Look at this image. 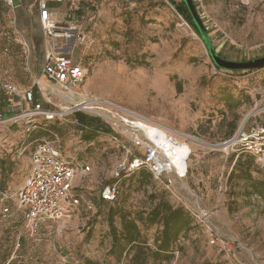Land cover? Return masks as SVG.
<instances>
[{
    "label": "rangeland",
    "instance_id": "obj_1",
    "mask_svg": "<svg viewBox=\"0 0 264 264\" xmlns=\"http://www.w3.org/2000/svg\"><path fill=\"white\" fill-rule=\"evenodd\" d=\"M194 1L223 60L264 58V0ZM14 3L18 5L19 0ZM81 15L84 18L75 24L82 27L86 42L75 50L74 60L88 71L82 92L190 137L182 139L192 149L190 173L184 179L172 176L171 189L150 177L148 170L136 173L119 183L118 202L105 204L100 194L115 183L113 169L125 156L121 140L129 142L137 154L145 151L133 144L135 133L113 131L111 121L89 111L30 133L23 122L9 121L20 112L8 111L0 97V122L5 121L0 123V264L6 260L16 264H66L64 260L67 264H264V195L254 192L260 183L264 194V170L243 157L242 166L231 176L237 156L228 157L221 146L244 125H264V69L218 71L201 37L168 1L87 0ZM43 54L37 13L19 10L13 26L5 11L0 16L3 76L21 89L32 87L42 78ZM42 82L55 89L45 79ZM78 115L89 117L98 127L79 128ZM90 134L95 136L88 141L85 137ZM41 141L52 143L64 156L92 171L77 178L75 186L83 200L66 227L54 225L32 238L24 231L16 196ZM161 200L213 213L221 243L213 245L206 227L194 221L195 229L180 238L170 261L155 258L152 251L162 228L140 219ZM7 207L12 214L4 218L2 211ZM122 217L138 221L143 244L118 258L110 223L113 219L120 233Z\"/></svg>",
    "mask_w": 264,
    "mask_h": 264
},
{
    "label": "built area",
    "instance_id": "obj_2",
    "mask_svg": "<svg viewBox=\"0 0 264 264\" xmlns=\"http://www.w3.org/2000/svg\"><path fill=\"white\" fill-rule=\"evenodd\" d=\"M24 1L15 5L14 0H0V15L5 10L15 26L19 10L24 9L30 15L37 13L44 43L42 78L36 80L32 87L21 89L0 72V97L11 103L8 111L20 112L9 121L23 122L31 133L42 122H68L79 112L89 111L111 121L109 124L113 131L116 128L122 129L124 133H135L136 141L133 144L143 147L145 151L137 154L129 142L121 140L125 156L113 169L112 179L115 183L107 185L101 192V199L105 202H114L119 195V183L141 170H148L168 189L173 186L172 176L186 178L192 156V149L182 141L187 136L161 127L116 103L82 92L88 71L75 62L74 53L86 42L82 27L75 24L84 18L81 15L84 0H54L59 5L67 6L65 19H59L52 10V0H35V4L30 6H25ZM24 43L25 48L30 51L28 42ZM42 79L54 85L55 89L48 88ZM56 100L63 105L60 106ZM2 118L3 115L0 114V121ZM76 124L83 127L78 120ZM113 135L116 140L120 139L118 135ZM221 146L228 157L230 154H236L237 158L242 154L249 155L264 170V125H244ZM185 151L189 153L185 159V177H182L181 173L170 167L167 160ZM76 162L64 156L62 150L50 142L41 141L35 147L25 184L16 196L18 209L24 215V231L29 237L40 236L51 225L65 228L76 214L83 200L75 186L77 178L92 171L90 166ZM4 196V200H9L8 196ZM186 210L198 225L206 227L213 245L221 243L219 231L212 221L213 213L201 209L191 210L188 207ZM8 214L9 210L6 209L3 217L7 218ZM64 261L68 263L67 260Z\"/></svg>",
    "mask_w": 264,
    "mask_h": 264
},
{
    "label": "trees",
    "instance_id": "obj_3",
    "mask_svg": "<svg viewBox=\"0 0 264 264\" xmlns=\"http://www.w3.org/2000/svg\"><path fill=\"white\" fill-rule=\"evenodd\" d=\"M177 11V13L192 27V29L200 36L199 31L197 30L193 18L186 7L185 3L181 0L180 2H176L175 0H167ZM5 14V10L2 11L1 15ZM220 55V53H219ZM44 56V54H43ZM221 56V55H220ZM78 63L77 61H75ZM79 64V63H78ZM215 66V65H214ZM216 67V66H215ZM218 71L224 70L217 68ZM228 71V70H226ZM233 72V71H228ZM234 73V72H233ZM179 90L181 92V87H179ZM3 102L6 104L7 107L11 106V103L8 99L2 97ZM39 100V96H38ZM0 114L3 115V109L0 108ZM76 117V116H75ZM83 127H89L96 125L92 123L91 119L87 116H80L78 115V118L76 119ZM54 122H43L38 126L37 129H41L43 126L51 125ZM79 127V128H83ZM98 127V125H96ZM89 131V130H88ZM107 133H110L109 131H106ZM236 135V134H235ZM95 136L94 134H90L89 136L85 137L86 140H91L92 137ZM231 139V138H229ZM236 155V154H235ZM237 156V155H236ZM251 158L252 160L256 161L253 157L242 154L237 158V161L234 166V171L231 173V176L235 174V169L237 167L242 166L241 158ZM140 172H146L145 170H141ZM245 174V171H242ZM139 173V172H138ZM190 173V170L188 171V175ZM150 177L154 178L153 175L150 173ZM249 179L252 180V176H249ZM260 183L255 184L256 191H254L256 194L262 193L258 187ZM121 194V190L119 191V195L117 199L114 202H105L101 199L100 194V200L105 204H112L115 205L118 202L119 196ZM9 210V214L7 217H9L12 214L11 208L7 207L2 211V217L5 210ZM23 218V224H24V215L22 213ZM141 222L148 223L149 226H159L162 228L159 235L156 238V251H152L153 256L155 258L161 259L163 261H170L173 258V253L175 246L177 245L178 241L183 235H186L190 233L192 230L195 229L196 225L194 224V220L190 213L183 207H174L171 203L161 200L153 209L150 211V213L147 214L146 218H141ZM54 225L49 226L48 228L52 227ZM110 226L112 228V237L114 242V249L117 251V257L121 258L126 252H130L132 250H139L142 246V235L141 231L138 225V221L135 219H132L130 217H122V231L119 233L117 228L115 227L113 223V219L110 223ZM47 228V229H48ZM27 236H29L27 234ZM39 237V236H38ZM22 240V239H21ZM4 264H16L13 262H7V260L4 262ZM211 264V263H207Z\"/></svg>",
    "mask_w": 264,
    "mask_h": 264
},
{
    "label": "water",
    "instance_id": "obj_4",
    "mask_svg": "<svg viewBox=\"0 0 264 264\" xmlns=\"http://www.w3.org/2000/svg\"><path fill=\"white\" fill-rule=\"evenodd\" d=\"M186 7L188 8L193 22L199 31L200 37L209 53V56L213 64L220 69L233 71V72H243V71H257L264 69V58L250 61V62H230L223 60L218 52L214 49L212 41L210 39L208 29L206 28L195 4L194 0H182Z\"/></svg>",
    "mask_w": 264,
    "mask_h": 264
},
{
    "label": "bare ground",
    "instance_id": "obj_5",
    "mask_svg": "<svg viewBox=\"0 0 264 264\" xmlns=\"http://www.w3.org/2000/svg\"><path fill=\"white\" fill-rule=\"evenodd\" d=\"M246 121V120H245ZM190 138V137H188ZM196 143L198 144H201V145H204V146H207L209 147V144H206L204 142H202L201 140H195ZM189 151V150H188ZM188 151H185V152H180L177 156L174 155V157L172 156L169 160H167V163L170 164V167L173 169V170H177L179 173L182 174V177L185 176V159L188 155ZM187 188V186H186ZM189 190V189H188Z\"/></svg>",
    "mask_w": 264,
    "mask_h": 264
},
{
    "label": "crops",
    "instance_id": "obj_6",
    "mask_svg": "<svg viewBox=\"0 0 264 264\" xmlns=\"http://www.w3.org/2000/svg\"><path fill=\"white\" fill-rule=\"evenodd\" d=\"M86 1L87 0H84L83 4L86 3ZM19 3H21V0H19ZM33 4H35V0H25L24 1V5L25 6H30V5H33ZM50 7L58 15L59 18L63 17V19H65V16H66V13H67V6L59 5L54 0H52L51 3H50ZM21 10H24V9H21ZM37 19H38V16H37ZM1 102H2V100L0 98V108H2V103Z\"/></svg>",
    "mask_w": 264,
    "mask_h": 264
}]
</instances>
